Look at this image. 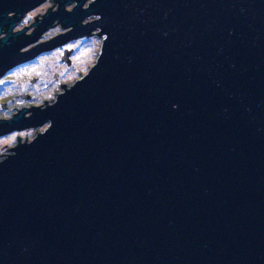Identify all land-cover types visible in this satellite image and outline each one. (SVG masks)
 <instances>
[{
    "label": "water",
    "instance_id": "95a60500",
    "mask_svg": "<svg viewBox=\"0 0 264 264\" xmlns=\"http://www.w3.org/2000/svg\"><path fill=\"white\" fill-rule=\"evenodd\" d=\"M44 1L0 0V78L102 42L53 102L0 119L47 125L0 160V264H264V0H56L12 32Z\"/></svg>",
    "mask_w": 264,
    "mask_h": 264
},
{
    "label": "rangeland",
    "instance_id": "374dc122",
    "mask_svg": "<svg viewBox=\"0 0 264 264\" xmlns=\"http://www.w3.org/2000/svg\"><path fill=\"white\" fill-rule=\"evenodd\" d=\"M88 3L89 1L85 3L83 7L87 6ZM72 7L73 4L67 5L65 9L70 11ZM48 8H51L50 10L52 11H56L58 9L57 1L46 0L36 8L25 13L17 24L16 29H23L25 26L34 23L36 18H42V16L46 14ZM93 19V17H89L84 21L87 22ZM68 30V28H64L61 24L55 22L49 29L41 34L36 44L47 41ZM101 42L102 38L96 34L77 38L71 40V42L67 41L62 45H58L43 52L34 60L12 69L1 77L0 119L10 118L24 107L43 106L53 102L57 94L64 90L61 85L65 84V87L71 86L88 71L91 65H93L98 56ZM63 48L73 52L70 58V66L62 61V56L64 54ZM25 94L29 95L30 98L24 99L23 95ZM45 101L47 102L45 103ZM46 127L47 125H43L21 131H13L1 136L0 160L11 152V150L8 149L18 143V137H20L19 142L30 141Z\"/></svg>",
    "mask_w": 264,
    "mask_h": 264
},
{
    "label": "flooded vegetation",
    "instance_id": "af4514ba",
    "mask_svg": "<svg viewBox=\"0 0 264 264\" xmlns=\"http://www.w3.org/2000/svg\"><path fill=\"white\" fill-rule=\"evenodd\" d=\"M59 6V5H58ZM52 11V10H51ZM14 14V13H13ZM10 15H12V14H10ZM24 16V15H23ZM22 16V17H23ZM12 18H14V16H11ZM22 17L18 20V21H16V23H15V26H14V28L12 29V32H15L16 30H18V29H16L17 28V24L19 23V21L22 19ZM55 23V22H54ZM56 23H58V24H60L59 22H57L56 21ZM83 23H85V21H83ZM34 29V27H29V28H27V30L24 32V35L25 34H29L32 30ZM5 33V28L3 29V32H2V35ZM93 35V34H92ZM23 35H21L20 37H22ZM77 39V38H76ZM72 40H74V39H72ZM39 40H37V42H38ZM36 42V43H37ZM68 42H71V40L70 41H68ZM36 43H34V44H32V45H30V46H28V48H30V47H32L33 45H35ZM63 50H64V53H66V56H65V54H63V56H62V61L66 64V65H68V66H70L71 65V60H70V58H71V55H72V53L73 52H71V51H69V49H64L63 48ZM64 56H65V59H64ZM25 95H27V94H25ZM24 99H26L25 97H23Z\"/></svg>",
    "mask_w": 264,
    "mask_h": 264
}]
</instances>
